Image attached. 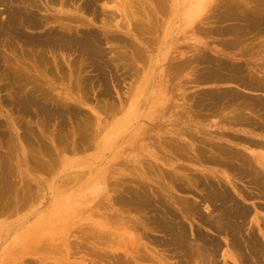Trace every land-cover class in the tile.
Returning <instances> with one entry per match:
<instances>
[{
    "label": "rangeland",
    "instance_id": "374dc122",
    "mask_svg": "<svg viewBox=\"0 0 264 264\" xmlns=\"http://www.w3.org/2000/svg\"><path fill=\"white\" fill-rule=\"evenodd\" d=\"M51 1L42 0V3L41 0H26L27 4L24 2H22L24 4H20L21 2H17V0L9 2L0 0V22L3 21L2 23H5L4 21H7V16L12 9L21 8L22 11L26 10L37 16V21L40 24L36 29L32 26L22 27V37H14L13 35L11 37L13 33L5 32L6 35L3 33L4 31L0 32V41H3L0 43V164L3 165H0V189L3 187L2 190H4H0V200H3L4 193L9 192L7 188L10 184L16 188L21 186L18 189L20 194L23 193L26 187H29L33 188V192L31 191L32 195L37 197L36 191L39 186L42 187L45 194V197L39 198L38 196L37 201L34 196L30 201H28V198L24 199L26 204L24 203L22 204L23 206L14 209L15 212L14 210L0 212V261L6 260L7 263H10V254L12 256H16L17 253L18 255L24 254L19 251L24 247L18 245L21 238H17V235L33 229V233L37 234L36 238L43 240L62 238L67 233L70 234V232L71 236L67 238L66 247L62 248L63 251H59L60 254H57L58 252L55 254L50 248H45V251L44 248L35 247L33 249H37V252L22 255L23 258L20 259L21 263L19 264H30V259L31 261L33 260L31 264H179L186 255L183 251L184 249H180L181 246L179 244H176V246L173 241L172 244L170 242L171 237L175 233L171 229L175 230L176 227L168 229V227L163 225V220H166L167 223L170 221L167 215H163L165 214L163 211L166 208L162 206L164 205L167 206L166 209L171 212L174 211L172 214L176 218L175 222L179 221L180 225L183 223V228H186L187 240L189 239L188 242L191 244L196 242L195 245L197 244V247H203L207 244V240L211 238L220 239V249L216 250L219 255L216 252L213 254L217 264H233L228 256L227 258L225 257L226 260L224 259L221 255L223 251L227 254L228 252L232 253L235 256L240 255L239 257L243 264H250V262L254 264L255 261L253 263V260L248 258L250 256L243 246H240L239 251L236 248H231L228 243L230 241L228 240L229 235L227 238L224 233L215 231V228H210L203 221L208 216H212L214 219L220 218L219 216L216 217L215 214L218 212L213 210L214 206L208 200V202L205 201V196L207 198L213 193V190L214 192L220 190L219 185L224 186L234 192L235 199L237 198V201L240 200L239 203L241 205L252 208V213L248 214L243 220L246 226L242 224L243 230L241 229V233L244 236L245 234L248 236V230H250L248 228H252L264 244V226L263 224L259 225L261 222L264 223V209L258 207V204L264 203V199H243L236 189H232L234 185H237L235 183L240 184L239 187H243V190L245 188L247 191L253 190L251 189L252 185L248 183L247 177L236 175L232 166L230 164L226 165L222 161H236L228 156L230 148L250 157L258 154L264 158L263 146H256L247 140L240 142L237 139L231 140L232 136L229 134V132H240V134L246 136L244 138H253L252 141H255L254 139L264 141V132L259 130L250 131L245 127L240 130L239 125L230 124L228 121V116L234 110L242 111L246 115L257 114L260 118L264 117V109L258 110L260 105L256 101L259 99L257 97H264V88L247 89L248 87L246 88L227 79L226 81L206 80L208 78L205 75L206 71L211 70L220 73L234 65L233 68L235 69L237 68L236 66H240V69H243L244 72L250 71L247 76L246 73L242 72V74H245L244 76L248 77L253 73V76L257 77V79L264 80V28L260 26L258 29L257 27L259 26H257L255 31L244 29V32L242 29L241 33L243 32L244 34H236L238 38L229 32H218L220 28H226L228 25L231 26V24H236V26L238 24L241 27L243 26L241 24H244V21H240L242 19L238 17V20L236 19L239 11L234 12L237 15L231 11L233 16L230 14L232 17L228 15V18L221 12L222 9H219L218 5H221V2L225 0H206L202 14L197 13L194 17L190 15L193 7L185 6L180 0H164L166 2H164L163 6L160 3L163 0L160 2L158 0H134L135 2L130 0ZM154 1H157L158 4H155ZM228 1L231 2L232 0ZM234 1L235 4L236 2L241 3L242 7L246 6L241 9L242 11L251 10L255 6L252 0ZM25 4H29L28 7ZM159 4L162 7H159ZM30 5L32 8H30ZM145 5L147 6L145 7ZM130 9L135 11H130ZM210 9L211 12L212 10L213 12L216 10V12L212 14ZM151 10H154V12ZM255 11L258 12L257 10ZM219 12L222 17L218 15ZM241 13L242 15L244 14L243 12ZM138 14H140V17ZM133 16H136V19L139 18L141 24L142 20L147 19L146 22H143V27L139 23L140 21L136 20L137 22H134L135 18ZM203 16H206V19ZM132 23H139L143 31L141 28L139 29L140 26L135 25L139 29L138 33L137 27L132 25ZM146 25L151 28L145 30L147 29L144 27ZM132 26L137 29L136 32ZM65 28L66 30H63ZM60 29H62V32ZM47 31L62 34L64 32L65 35L70 33L72 35L77 34L75 37L92 32L102 41L101 51L103 54L98 56V58L96 55L88 56L80 51L81 49L79 48L70 49L66 44L64 46L56 37H51L54 40L52 44L44 46L34 45L33 47L27 44L28 39L26 38L45 36ZM140 32L144 33H141V35ZM235 40L240 42L237 43ZM39 41L43 42V40ZM234 43L238 44L235 46L236 48H234ZM229 44L231 47H229ZM12 47L13 50L11 49ZM134 48H141L142 52L144 51L142 53L140 50L141 54L137 51L139 56H143L142 58L137 56V49L135 50ZM247 49H250V51H247ZM39 55L41 57L43 55L44 61ZM31 56L34 57L32 58ZM91 56L94 57V60ZM19 57H23L22 61ZM36 58L38 62L35 61L37 60ZM219 62L220 64L221 62H226L229 66L225 63L221 64L227 67L223 69L224 67L219 65ZM220 66L223 67L221 68L222 70L219 68ZM212 67L216 70H213ZM233 68H231L232 71L229 69L225 71V74L228 75L231 72L241 74L239 67L237 70ZM220 75L226 76L223 73ZM213 89L215 90L213 91ZM229 90L233 92L230 93L232 94L230 96L227 95ZM216 91L218 92L216 93L217 95L223 92V94H220L222 99L218 95L219 97L217 98L220 100L217 99L219 101L217 103L214 101ZM224 92H226L225 95ZM209 93H213V95ZM238 93H243L240 97H243V95L245 97H237ZM234 94H236L237 100L233 97ZM213 96L215 97L214 99L212 98ZM28 98H30V102L26 101ZM204 99L210 101H205ZM23 103L25 105L23 107L20 106ZM241 103H243V106L245 104V106L243 107ZM48 114L53 116H48ZM86 120L87 122H85ZM86 123H88L89 127L84 128V131L81 127L87 126ZM89 132L92 133L90 134ZM217 156L219 159L221 158L220 161L223 163L216 158ZM213 158L215 160L218 159L217 161L219 162L216 161L214 163ZM48 159H52L53 162L52 160L51 162L53 164ZM44 162L50 165L47 168L48 170L45 168L47 164ZM51 165H54V167H51ZM99 171L102 172V175L98 174ZM169 175L172 176L170 177ZM219 182L222 184H219ZM214 184L215 186H213ZM139 187L141 188L140 190ZM143 189L148 191L149 194ZM56 191H62L63 193L61 192V196L53 195ZM13 193L10 194L9 192L11 196L14 195ZM70 193L71 197H69ZM115 194L118 197L116 196L115 198ZM7 195L4 196V202L6 199L11 200V196L8 195L9 197L7 198ZM74 195H78V200H70L75 197ZM139 195H142L143 198L149 195L147 197L148 201L150 200V204L154 203V206H152L153 204L137 201ZM123 196L125 201L127 200L125 203ZM179 197L180 203L183 201L181 199H184L182 204L178 202L180 205L177 203V198ZM40 199L41 203H39ZM185 200H189L187 201L188 204ZM1 201L0 203L3 202ZM103 201L108 207H104L105 203ZM59 202L62 206L58 209L56 205ZM46 203L47 205H45ZM70 203H72L73 207L67 210L66 207ZM189 203L191 206L194 205L191 207L193 209L192 212V209L189 210L190 206H187L190 205ZM101 204H104L102 205L104 209L100 208ZM157 204L161 206L158 207ZM170 204L175 209H172L171 206V210ZM76 205L78 206L76 207ZM94 205L95 207H93ZM185 205L187 207L185 208L186 211L184 210ZM155 206L158 209L163 208V211L154 208ZM54 210L58 213H56L58 217L55 221H47L46 219L35 220L36 217L34 216L38 212L43 214L45 212L51 213ZM197 210L199 211L196 212ZM62 211L64 215L61 213ZM162 212L163 214H161ZM155 213L158 219L155 217ZM257 214L259 215L258 224L252 221L253 216ZM161 216H163V219ZM201 217H204V219ZM155 218L156 220H154ZM33 221L35 222L33 223ZM133 221L138 223L136 225L139 228L134 225L135 223L133 224ZM238 221H242V219H238ZM139 222L143 227L139 225ZM145 223H148L146 224L147 226ZM3 225H6L4 227L5 230L1 229ZM133 225L136 228H133ZM170 225L175 226L172 222ZM77 227L81 228L78 229ZM74 228H77L78 233ZM89 228H93V230L98 228L99 234H103V231H108L109 233L112 231V237L109 238L111 241L108 240L107 245L105 242L103 243L104 245H100L105 240H100L98 235V237H95L93 234H89L87 232V230L91 232ZM150 228L151 230H149ZM142 229L144 230L142 231ZM79 230H85L88 234L82 231L80 233ZM101 230L103 231L100 232ZM27 232H30V230ZM84 233L88 235L87 239L93 235L96 240H93L94 237L91 236L92 239L84 241L86 239L82 238L86 237ZM81 234L84 235L82 236ZM164 234H167V236ZM77 236H82L80 238L83 240ZM204 236L210 237L208 239ZM154 237H156V240L158 239L157 243L155 242L156 240L153 242ZM164 239L166 241L169 240V244L165 243L166 245H164ZM61 240L64 241L65 239ZM71 240L73 242H83L82 244L87 246H83L82 250V245L78 248L77 245L79 243L76 242V244L74 242L76 249L71 248L73 246ZM95 241L100 243L98 244ZM172 245L175 246L173 247ZM196 246L193 245V248H196ZM86 247L90 250L96 247L95 252L96 250L98 252L94 254L93 249L94 255L91 252L89 254L92 255L89 256L87 252H90V250H85ZM38 248L43 252L40 251L41 253H39ZM97 253L103 254L100 257ZM61 255L65 257H61ZM213 255L209 258H212ZM242 258L246 259L243 261ZM188 259L186 257L185 260H188L189 264H196L193 259ZM212 263H215L213 258ZM263 263L260 262V264Z\"/></svg>",
    "mask_w": 264,
    "mask_h": 264
},
{
    "label": "bare ground",
    "instance_id": "6f19581e",
    "mask_svg": "<svg viewBox=\"0 0 264 264\" xmlns=\"http://www.w3.org/2000/svg\"><path fill=\"white\" fill-rule=\"evenodd\" d=\"M6 1H13V0H6ZM15 1V0H14ZM28 1V0H27ZM33 1V0H32ZM35 1V0H34ZM39 1V0H38ZM45 1V0H44ZM48 1V0H47ZM49 1H51V0H49ZM56 1V0H55ZM59 1H61V0H59ZM82 1V0H81ZM88 1V0H87ZM90 2L92 1L93 2V0H89ZM129 1V0H128ZM130 1H134V0H130ZM161 0H158V2H160ZM168 1V0H167ZM180 1H182V3L183 4H185V6H187V7H193L192 8V12L190 13V15H191V17H194L197 13L198 14H202V11H203V9H204V7H205V4H206V0H180ZM216 1V0H215ZM228 1V0H227ZM226 0L225 1H222L221 3V5H218V7H220L219 9H222V13H224V15H226V18H228L229 16L228 15H230L232 12L231 11H233V14H235L234 12L236 11V12H238L239 11V14L237 15V13L235 14V15H237L236 16V19L238 20V18H240V19H242V20H240V21H244L243 23L244 24H241V25H243L242 27L241 26H238V24H237V26H236V24H231V26H229L228 25V27H226V28H220L219 30H218V32H221V33H225V32H229V33H231V34H233L234 36L236 35V34H238V33H240V34H242L243 32H244V29H247V30H249V31H251V30H254L255 31V28L257 27V26H259V27H257L258 29L260 28V26L262 27V28H264V0H252V1H254L253 3L255 4V8L253 9H251V10H244V11H242L241 9L243 8V7H246V6H243L242 7V5H240L238 2H236V4H235V1L234 0H232L231 2H227ZM251 1V0H250ZM2 2V1H1ZM4 2H5V0H4ZM17 2H21L20 4H24V3H26V0H17ZM17 2H16V4H17ZM22 2H24V3H22ZM41 2H42V0H41ZM52 2V1H51ZM83 2V1H82ZM135 2V1H134ZM155 2V1H154ZM153 2V3H154ZM157 2V1H156ZM155 2V4H158V2L156 3ZM164 2H166V1H164L163 0V2H160V3H162L161 5L163 6L164 5ZM218 2V1H217ZM249 2V1H248ZM28 3V2H27ZM26 3V4H27ZM30 3H32V2H30ZM29 3V4H30ZM35 3V2H34ZM40 3V2H39ZM43 3V2H42ZM41 3V4H42ZM136 3H137V1H136ZM142 3V2H141ZM149 3V2H148ZM243 3V2H242ZM1 4V3H0ZM19 4V3H18ZM25 4V5H26ZM28 4V5H29ZM36 4V3H35ZM45 4V3H44ZM49 4V3H48ZM79 4V3H78ZM128 4H129V2H128ZM132 4V3H131ZM179 4H181V3H179ZM252 4V3H251ZM250 4V5H251ZM5 5H7V3H5ZM4 5V6H5ZM28 5H26L27 7H28ZM38 5V4H37ZM73 5V4H72ZM136 5V4H135ZM139 5V4H138ZM140 5H142V4H140ZM210 5V4H209ZM214 5V4H213ZM245 5V4H244ZM249 5V4H248ZM249 5V6H250ZM95 6V5H94ZM129 6H131V5H129ZM134 6V5H133ZM147 5H145V7H146ZM149 6V5H148ZM154 6V5H153ZM162 6H160V4H159V7H162ZM252 6V5H251ZM8 7V6H7ZM38 7V6H37ZM138 8H139V6H137ZM136 7V8H137ZM141 7V6H140ZM166 7V6H165ZM216 7V6H215ZM30 8H32L31 7V5H30ZM38 8H40V7H38ZM136 8H135V10H136ZM154 8V7H153ZM212 8V7H211ZM250 8V7H249ZM45 9V8H44ZM132 9H134L133 7H132ZM132 9H130V11L132 10ZM152 9V8H151ZM160 9V8H159ZM158 9V10H159ZM213 9V8H212ZM217 9V8H216ZM135 10H132V11H135ZM138 10V9H137ZM143 10H145V9H143ZM147 10V9H146ZM150 10V9H149ZM148 10V11H149ZM157 10V11H158ZM215 10V9H214ZM241 10V11H240ZM255 10H257L258 12H256ZM78 11V10H77ZM147 11V12H148ZM152 11V10H151ZM161 11V10H160ZM207 11H208V9H207ZM206 11V12H207ZM9 12V11H8ZM82 12V11H81ZM139 12H141V11H139ZM152 12H154V10L152 11ZM159 12V11H158ZM210 12H211V9H210ZM214 12H216V10L214 11ZM214 12H213V10H212V14H214ZM218 12V11H217ZM241 12H243L244 14L242 15V13ZM83 13V12H82ZM132 13V12H131ZM136 13V12H135ZM137 13H138V11H137ZM142 14V13H141ZM151 14V13H150ZM154 15H155V13H153ZM152 14V15H153ZM206 14V13H205ZM204 14V15H205ZM208 14H210V13H208ZM218 14V13H217ZM134 15V14H133ZM211 15V14H210ZM218 15H221V17H222V14L219 12V14ZM232 15V14H231ZM230 15V16H231ZM138 16L140 17V14H138ZM137 16V17H138ZM145 16H147V15H145ZM207 16V15H206ZM206 16H203V18L205 17V19H206ZM233 16V15H232ZM231 16V17H232ZM134 17V16H133ZM136 17V16H135ZM134 17V18H135ZM154 17V16H153ZM230 17V18H231ZM235 17V16H234ZM238 17V18H237ZM2 18V17H1ZM133 18V19H134ZM142 18V17H141ZM144 18V17H143ZM202 18V19H203ZM208 18V17H207ZM220 18V17H219ZM149 19V18H148ZM223 19H225L224 17H223ZM234 19V18H233ZM235 19V20H236ZM136 20H138V21H140L139 20V18H135L134 19V22H137ZM142 20V19H141ZM146 20L147 19H144V21L146 22ZM217 20H219V19H217ZM132 21V20H131ZM143 20H142V24H143V22H144ZM150 21V20H149ZM156 21V20H155ZM154 21V22H155ZM3 22V21H2ZM2 22H0V32H3V33H9V34H11V33H13V34H11V37H12V35L15 37V36H19V37H22L21 36V33H22V27L24 28V26H26V27H34L35 29H36V27L38 28L39 26H40V24L38 23V21H37V16H35L32 12H29V11H22L21 10V8H18V9H15V10H11L10 12H9V14H8V16H7V21H4L5 23H2ZM75 22V21H74ZM239 22V21H238ZM140 24H141V21L139 22ZM134 24V23H132V25H138V26H140V24ZM150 23V22H149ZM153 23V22H152ZM43 24V23H42ZM141 24V26L143 27V25ZM61 25H62V23H61ZM60 25V26H61ZM65 25V24H64ZM154 25V24H153ZM152 25V26H153ZM44 26V25H43ZM63 26V25H62ZM132 26L133 27V29L135 28V27H137V26ZM141 26L139 27V29L141 28ZM145 28H147V29H145V30H148V28L149 27H147V25L146 26H144ZM155 27V26H154ZM67 28V27H66ZM66 28L65 29H63V30H66ZM151 28V27H150ZM149 28V29H150ZM68 29V28H67ZM137 29H138V27H137ZM136 28H135V32H136V30H137ZM139 29H138V33H139ZM153 29V28H152ZM213 29V28H212ZM211 29V30H212ZM243 29V32L241 33V30ZM58 30V29H57ZM61 30V32H62V29H60ZM141 30H142V28H141ZM154 30V29H153ZM43 31V30H42ZM68 31V30H67ZM143 31V30H142ZM214 31V30H213ZM41 32V31H40ZM145 32V31H144ZM144 32H140V34L141 33H144ZM247 32V31H246ZM246 32H245V34H246ZM5 33V34H6ZM25 33V32H24ZM78 33V32H77ZM80 33V32H79ZM146 33V32H145ZM30 34V33H29ZM45 36H37V37H32V38H26V39H28V41H27V44H29V46L30 45H32L33 47H34V45L35 46H39V45H42V46H44V45H48V44H52L53 43V39L51 38V37H56L58 40H60L62 43H63V45L65 46V44L67 45V47L68 48H79V49H81L80 51H82L83 53H85L86 55H96V57L98 58V56H101L102 54H103V52L101 51V42L102 41H100V39L98 38V36L96 35V34H94V33H92V32H89V33H86L85 35L83 34H81V36L80 37H75V35H77V34H67V35H65L64 34V32H63V34L62 33H58V32H55V33H53L52 31H47V32H45ZM131 34V33H130ZM239 34V35H240ZM244 34V33H243ZM242 34V35H243ZM7 35V34H6ZM6 35H5V37H6ZM24 35V34H23ZM31 35V34H30ZM80 35V34H79ZM142 35V34H141ZM230 35V34H229ZM8 36H10V35H8ZM238 35H236V37H237ZM241 36V35H240ZM25 37V36H24ZM31 37V36H30ZM7 39H9L8 37H6ZM144 38V37H143ZM145 38H147V37H145ZM234 38V37H233ZM238 38V37H237ZM237 38H235V39H237ZM240 38V37H239ZM108 39V38H107ZM107 39H106V41H107ZM18 40H19V38H18ZM39 40H43V42L42 41H39ZM44 40H46V41H44ZM56 40V39H55ZM109 40V39H108ZM113 40V39H112ZM145 40V39H144ZM143 40V41H144ZM2 41V40H1ZM1 41H0V43H1ZM110 41V40H109ZM114 41H115V39H114ZM113 41V42H114ZM117 41V40H116ZM147 41V40H146ZM237 43H239L237 40H235ZM3 42V41H2ZM10 42H11V40H10ZM59 42V41H58ZM57 42V43H58ZM60 42V43H61ZM108 42V41H107ZM110 42H112V41H110ZM127 42V41H126ZM132 42V41H131ZM229 42V41H228ZM227 42V43H228ZM14 44H15V42H13ZM21 43V42H20ZM61 43V44H62ZM122 43V42H121ZM226 43V44H227ZM232 43V42H231ZM10 44V43H9ZM13 44V45H14ZM18 44V43H17ZM60 44V45H61ZM235 45H234V48H236L235 46H237L238 44H236V43H234ZM19 45V44H18ZM131 45H134V44H131ZM148 45V44H147ZM230 45V44H229ZM26 46V45H25ZM53 46V45H52ZM240 46V45H239ZM11 47V46H10ZM27 47V46H26ZM26 47H23V48H26ZM229 47H231V45L229 46ZM228 47V48H229ZM246 48V47H245ZM250 48V47H249ZM12 50H13V47L11 48ZM31 49V48H30ZM29 49V50H30ZM48 49V48H47ZM55 49H57V48H55ZM135 50L137 49V48H134ZM244 49V48H243ZM11 50V51H12ZM15 50V49H14ZM16 50H17V47H16ZM33 50V49H32ZM65 50V49H64ZM141 50V48H138L137 50H136V54H137V51L139 52ZM147 50V49H146ZM232 50V49H231ZM235 50V49H234ZM22 51V50H21ZM71 51V50H70ZM245 51H246V49H245ZM247 51H250V49L248 50L247 49ZM76 52V51H75ZM140 52H142V50L140 51ZM139 52V53H140ZM144 52V51H143ZM142 52V53H143ZM46 53V52H45ZM133 54V53H132ZM141 54V53H140ZM145 54V53H144ZM135 55V54H134ZM133 55V56H134ZM143 55V54H142ZM12 56H14L13 54H12ZM18 56V55H17ZM21 56V55H20ZM38 56V55H37ZM36 56V57H37ZM40 56V55H39ZM137 56L138 57H140L139 56V54H137ZM136 56V57H137ZM24 57H26V56H24ZM32 57V56H31ZM34 57V56H33ZM32 57V58H33ZM41 57V56H40ZM39 57V58H40ZM92 57V56H91ZM130 57H131V55H130ZM135 57V56H134ZM143 56H141V58H142ZM145 57V56H144ZM6 58V57H5ZM4 58V59H5ZM20 58V57H19ZM23 58V57H22ZM22 58H20V60L22 59ZM43 58V55H42V57H41V59ZM93 58V60H94V57H92ZM97 58H95V59H97ZM205 58V57H204ZM35 59V58H34ZM37 59V58H36ZM136 59V58H135ZM140 59V58H139ZM138 59V60H139ZM144 59V58H143ZM40 60V59H39ZM131 60H133L132 58H131ZM145 60V59H144ZM22 61V60H21ZM36 62H38V59L37 60H35ZM42 61H44V58L42 59ZM220 61V60H219ZM34 62V61H33ZM225 64H226V62H224ZM223 62H221V64H224ZM16 64V63H15ZM18 64V63H17ZM110 64V63H109ZM148 64H150V63H148ZM184 64V63H183ZM187 64V63H186ZM220 64V62H219V65H221ZM189 65V64H188ZM226 65H228V64H226ZM177 66V65H176ZM180 66V65H179ZM221 66H223V65H221ZM219 67L220 69L221 68H223V67ZM229 66V65H228ZM234 66V65H233ZM233 66L231 67V68H233ZM10 67V66H9ZM110 67H111V65H110ZM149 67V66H148ZM226 67V66H225ZM223 68V69H226V68ZM238 69H240V66H236ZM138 68V67H137ZM213 68V67H212ZM231 68L229 69V68H227V70H225V71H228V69L229 70H231ZM237 68L235 69V68H233V69H235V70H237ZM243 68V67H242ZM139 69V68H138ZM178 69V68H177ZM210 70V69H209ZM213 70H216V69H214L213 68ZM217 70H219L218 68H217ZM222 70V69H221ZM241 70V74H236V73H233V72H231V73H228V75L227 74H225V71L224 72H220V73H218V71L217 72H215V71H206V75H205V77H207L208 79H206V80H209V79H214V80H225L226 81V79L227 80H232V81H234V82H236V83H239V85H242V86H244V87H248L247 89H249V88H254V89H262V88H264V80H260V79H257V77H255V76H253L254 74L252 73L250 76H248V77H246L247 76V74H250V71L249 72H244V70L243 69H240ZM247 70V69H246ZM21 71V70H20ZM128 71V70H127ZM136 71V70H135ZM139 71V70H138ZM205 71V70H204ZM232 71V70H231ZM256 71V70H255ZM16 72V71H15ZM140 72H141V70H140ZM242 72H244V73H246V76H244L245 74H242ZM7 73H9V72H7ZM14 73V72H13ZM136 73V72H135ZM204 73V72H203ZM215 73V74H214ZM218 75H217V74ZM224 74V75H226V76H221L220 74ZM11 75V74H10ZM14 75H16V74H14ZM164 75V74H163ZM200 75V74H199ZM131 76V75H130ZM13 77H15V76H13ZM29 77V76H28ZM164 78H166L165 76H164ZM202 78V77H201ZM201 78H199V79H201ZM24 79V78H23ZM197 79V78H196ZM204 79V78H203ZM202 79V80H203ZM262 79V78H261ZM22 80V79H21ZM26 80H28V79H26ZM34 80V79H33ZM32 82V81H31ZM38 82V81H37ZM40 82V81H39ZM88 82V81H87ZM208 82V81H207ZM211 82V81H210ZM22 83H24L23 81H22ZM27 83V82H26ZM216 83V82H215ZM37 84V83H36ZM35 84V85H36ZM164 84H165V82H164ZM27 85V84H26ZM38 85V84H37ZM43 85V84H42ZM165 86V85H164ZM241 86V87H242ZM86 87V86H85ZM40 88H41V86H40ZM102 88V87H101ZM25 89V88H24ZM29 89V88H28ZM83 89V88H82ZM222 89V88H221ZM32 90H34V89H32ZM36 90V89H35ZM215 89H213V91H214ZM233 90H236V89H233ZM253 90V89H252ZM38 91V90H37ZM48 91V90H47ZM207 91V90H206ZM211 91H212V89H211ZM227 91V90H226ZM238 91V90H237ZM237 91H235V92H237ZM261 91H263V90H261ZM27 92V91H26ZM42 92V91H41ZM220 92V91H219ZM264 92V91H263ZM49 93V92H48ZM206 93V92H205ZM208 93V92H207ZM214 93V92H213ZM213 93L211 94V93H209V94H211V95H213ZM216 93H218L217 91L215 92V97L213 96L212 98L214 99V101H216L215 103H217V102H219L218 100H220V99H218L217 97H219L218 95H220V94H223V92H220V94H216ZM225 93L226 92H224V95H225ZM230 93H233V92H231L230 90H229V94H227V95H232V94H230ZM25 94V93H24ZM23 94V95H24ZM41 94V93H40ZM102 94V93H101ZM243 94V93H242ZM242 94L240 93H238V96L237 97H240V96H242ZM245 94V93H244ZM28 95V94H27ZM26 95V96H27ZM44 95V94H43ZM211 95H210V97H211ZM217 95V96H216ZM236 94H234L233 95V97H235V99L237 98L236 96H235ZM262 95V94H261ZM22 96V95H21ZM39 96V95H38ZM45 96H46V94H45ZM51 96V95H50ZM29 97V96H28ZM48 97V96H47ZM207 97V96H206ZM205 97V98H206ZM224 97V96H223ZM226 97V96H225ZM243 97H245L244 95H243ZM243 97H240V98H243ZM248 97H250V96H248ZM25 98V97H24ZM33 98H35V97H33ZM38 98V97H37ZM49 98V97H48ZM220 98L222 99V97H221V95H220ZM240 98H239V100H240ZM253 98V97H252ZM257 98H259L258 100H256V99H254V100H256L257 101V103L260 105V107L258 108V110L259 109H264V97L263 96H259V97H257ZM22 99V98H21ZM45 99V98H44ZM44 99H42L43 101H45ZM68 99V98H67ZM218 99V100H217ZM225 99V98H224ZM28 100V102H30V98H28V99H26V101ZM52 100V99H51ZM58 100V99H57ZM106 100V99H105ZM104 100V101H105ZM110 100V99H109ZM196 100H198V99H196ZM205 100V99H204ZM207 100V99H206ZM205 100V101H206ZM233 100H234V98H233ZM237 100V99H236ZM246 100V99H245ZM253 100V99H252ZM24 101V100H23ZM39 101V100H38ZM47 101V100H46ZM102 101V100H101ZM200 101V100H199ZM207 101H210V100H207ZM226 101V100H225ZM229 101H230V98H229ZM229 101H228V103H229ZM232 101V100H231ZM241 101H243V100H241ZM16 102V101H15ZM25 102V101H24ZM36 102V101H35ZM41 102V101H40ZM109 102V101H108ZM107 102V103H108ZM213 102V101H212ZM238 102V101H237ZM236 102V103H237ZM245 102V101H244ZM247 102V101H246ZM254 102V101H253ZM26 104H28L27 102H25ZM32 103V102H31ZM42 103V102H41ZM104 103V102H103ZM106 103V102H105ZM210 103V102H209ZM233 103V102H232ZM114 104V103H113ZM198 104V103H197ZM211 104H213V103H211ZM240 104V103H239ZM242 104V106H243V103H241ZM25 104L23 103V104H21L20 106H24ZM48 105V104H47ZM102 105V104H101ZM63 106V105H62ZM204 106V105H203ZM206 106V105H205ZM217 106V105H216ZM244 106H245V104H244ZM243 106V107H244ZM250 106V105H249ZM255 106V105H254ZM236 107V106H235ZM243 107H241V108H243ZM54 108V107H53ZM113 108V107H112ZM115 108H117L116 106H115ZM209 108V107H208ZM225 108V107H224ZM246 108V107H245ZM49 109V108H48ZM66 109H68V108H66ZM98 109V108H97ZM104 109V108H103ZM250 109V108H249ZM100 110V109H99ZM255 110H256V108H255ZM42 111V110H41ZM49 111V110H48ZM47 111V112H48ZM64 111V110H63ZM71 111V110H70ZM103 111V110H102ZM46 112V113H47ZM72 112V111H71ZM69 113V112H68ZM52 114H54V113H52ZM71 114V113H70ZM200 114V113H199ZM45 115V114H44ZM49 115H51V114H48V116ZM106 115H107V113H106ZM51 116H53V115H51ZM50 116V117H51ZM55 116V115H54ZM59 116V115H58ZM263 116V115H262ZM62 117V116H61ZM84 117V116H83ZM229 117V119H228V121H229V123L230 124H233V125H239L238 127H239V129L240 130H242V128L243 127H245V128H247L248 130H250V131H257V130H259L260 132H264V117H259L257 114H253V115H246V113H244V112H242V111H238V110H234L232 113H231V115H229L228 116ZM227 118V117H226ZM62 120V119H61ZM89 121V120H88ZM64 122V121H63ZM82 122H83V119H82ZM85 122H87V120L85 121ZM225 122V121H224ZM66 123V122H65ZM81 123V122H80ZM90 123V122H89ZM85 124V123H84ZM84 124H83V126H84ZM88 123H86V125H87ZM81 125V124H80ZM91 125V124H90ZM86 127H89V125H87V126H85V127H81V128H83V130H84V128H86ZM92 128V127H91ZM87 130V132H88V128L86 129ZM79 131H81V130H79ZM85 131V130H84ZM92 131V130H91ZM248 132V131H247ZM90 134L92 133V132H89ZM65 134V133H64ZM77 134V133H76ZM229 134H230V136H232V138H231V140L233 139V140H238L239 142L240 141H242V140H247V141H250V142H252V144H254V145H256V146H263L264 147V141H261V139H254L255 141H252V139L253 138H244V137H246L245 135H242V134H240V132H238V133H231V132H229ZM262 134V133H261ZM260 134V135H261ZM256 135V134H255ZM247 136H251V135H247ZM250 139V140H249ZM24 140V139H23ZM237 141V142H238ZM26 142V141H25ZM31 142V141H30ZM27 143H29V142H27ZM43 143V142H42ZM80 143V142H79ZM84 143V142H83ZM82 144V143H81ZM79 145V144H78ZM39 146V145H38ZM80 146V145H79ZM177 146V145H176ZM224 146V145H223ZM40 147H41V145H40ZM221 147V146H220ZM73 148V147H72ZM175 148V147H174ZM173 148V149H174ZM219 148V147H218ZM37 149V148H36ZM42 149V148H41ZM75 149V148H74ZM221 149H222V147H221ZM45 150H47V149H45ZM39 151V150H38ZM218 151H220V150H218ZM34 152H36V151H34ZM44 153V152H43ZM174 153H175V151H174ZM228 156L230 157V159L232 158V160H236V161H229V160H227V162L225 161V160H222L223 162H224V164H230V166H232V168H233V170L236 172V175L237 174H239V175H241L242 177H247L248 178V180L247 181H249L248 183H250L252 186H251V189H253V190H249V191H247V189L245 190V188H244V190H243V187L242 188H240L239 187V185L240 184H238V183H235V184H237L236 186L234 185V187L232 188V189H236L237 190V193L243 198V199H251V198H260V199H264V158H263V156H261V155H254V157H250V156H248V155H244V153H241V152H239L238 150H233V148L231 149L230 148V150L228 151ZM58 154H59V152H58ZM40 155V154H39ZM45 158V157H44ZM48 158V157H47ZM209 158V157H208ZM216 158H218L219 159V157L217 156ZM33 159H35V158H33ZM217 159V160H218ZM221 159V158H220ZM220 159H219V161H220ZM223 159H225V158H223ZM5 160V159H4ZM4 160H2V161H4ZM44 160V159H43ZM42 160V161H43ZM48 160H50V159H48ZM52 160V159H51ZM51 160H50V162H51ZM215 159L213 158V162L215 163L217 160H215ZM1 161V162H2ZM33 161H36V160H33ZM41 161V162H42ZM45 161V160H44ZM219 161H217V162H219ZM222 161H220V162H222ZM48 162V161H47ZM52 162H53V160H52ZM51 162V164H53ZM222 162V163H223ZM7 163V162H6ZM9 163V162H8ZM36 163V162H35ZM40 163V162H39ZM38 163V164H39ZM45 164H47L46 162H44ZM43 163V164H44ZM219 164V163H218ZM0 165H2V164H0ZM5 165V164H4ZM10 165V164H9ZM3 166V165H2ZM1 166V167H2ZM39 166V165H38ZM37 166V167H38ZM46 167V169L47 168H49V166L50 165H45ZM48 166V167H47ZM10 167H12V166H10ZM41 167V166H40ZM43 167V166H42ZM51 167H54V165L52 166L51 165ZM9 168V167H8ZM7 168V169H8ZM13 168V167H12ZM33 168V167H32ZM36 168V167H35ZM44 168V167H43ZM14 169V168H13ZM38 169V168H37ZM52 169V168H51ZM31 170V169H30ZM48 170V169H47ZM50 170V169H49ZM7 171H9V170H7ZM10 171H12L11 169H10ZM15 171V170H14ZM36 171V170H35ZM39 171V170H38ZM41 171V170H40ZM46 171V170H45ZM96 171V170H95ZM101 171H99L98 172V174L99 175H102V172L100 173ZM26 173V172H25ZM9 174V173H8ZM26 175V174H25ZM94 175V174H93ZM11 176V175H10ZM9 176V177H10ZM82 176V175H81ZM170 176V175H169ZM172 176V175H171ZM170 176V177H171ZM95 177V176H94ZM177 177V176H176ZM5 178V177H4ZM7 178H8V176H7ZM6 178V179H7ZM11 178H13V177H11ZM10 178V179H11ZM107 178V177H106ZM178 178V177H177ZM206 178V177H205ZM18 179H19V177H18ZM24 179V178H23ZM91 179V178H90ZM27 180V179H26ZM179 180H181V179H179ZM201 180V179H200ZM219 181H222L221 179H218ZM7 182H8V180H6ZM30 181V180H29ZM28 181V182H29ZM106 181H108V180H106ZM234 181H236V180H234ZM233 181V182H234ZM238 181H240V180H238ZM224 182V181H223ZM33 183V182H32ZM209 183V182H208ZM1 184V183H0ZM10 184V183H9ZM210 184V183H209ZM208 184V185H209ZM215 184H217V183H215ZM215 184L213 185V186H215ZM219 184H222V183H220L219 182ZM109 185V184H108ZM107 185V186H108ZM175 185V184H174ZM173 185V186H174ZM205 185V184H204ZM212 185V184H211ZM31 186V185H30ZM33 186V185H32ZM39 186V185H38ZM111 186V185H110ZM188 186V185H187ZM186 186V187H187ZM198 186V185H197ZM238 186V187H237ZM21 187V186H20ZM19 187V188H20ZM201 187V186H200ZM206 187V186H205ZM219 187V189L220 190H217V192L215 191L214 192V190H213V193L209 196V197H207L206 198V196H205V201H209L210 202V204H212L213 206H214V208H213V210H215V211H217L218 213H216L215 215H216V217L217 216H219L220 218H217V219H214V218H212V216H208L207 218H205L204 219V217H201V218H203L204 219V224H206V225H208L210 228L212 227V228H215L216 230L215 231H217V232H222V233H224L225 235H226V237L229 235L230 237H229V239L228 240H230V241H228V243H229V245H230V247L232 248H236V250L237 251H239V248H241L240 246H243L244 248H245V250H247V252H248V254H249V256L250 257H248L249 259H251V260H253V263H254V261H255V263H258V264H260V262H264V244L262 243V241H261V238L259 237V235H256L255 233H254V231H253V229L252 228H248V229H250V230H248V236H246V234H245V236L241 233V229H242V224H244L245 225V223H244V221L243 220H245V218L248 216V214H250V213H252V208L250 209V208H248L247 206H243V205H241L240 203H239V201L240 200H236L235 199V195L233 194L234 192H231L230 190H228L227 188H225L224 186H221V185H219L218 186ZM244 187H246V186H244ZM249 187V186H248ZM1 188V187H0ZM19 188H16V187H14L12 184H10L9 186H8V188H7V190L10 192V194H12V192H14L13 194L14 195H12L13 196V198H12V196L9 194V192H7L8 193V195H10L11 196V200H7L6 199V201L4 202L3 200H4V196L5 195H7V193H4L3 194V202L2 203H0V212H5L6 210L9 212V211H11V210H14V209H16L17 207L19 208V207H21V206H23L22 204H24L25 202H24V199H26V198H28V201H30L32 198H33V196L34 195H32V193H31V191H32V189L33 188H29V187H26L24 190H23V193L22 194H20V193H18V189ZM24 188V187H23ZM36 188V187H35ZM98 188V187H97ZM202 188V187H201ZM210 188V187H209ZM247 188V187H246ZM2 189H3V187H2ZM2 189H0V190H2ZM5 190H6V188H4ZM141 188L139 187V190H140ZM191 189V188H190ZM213 189V188H212ZM6 190V191H7ZM22 190V189H21ZM35 190V189H34ZM37 190V189H36ZM143 190H145V189H143ZM2 191H4V190H2ZM5 191V192H6ZM131 191V190H130ZM142 191V190H141ZM146 191V190H145ZM200 191V190H199ZM33 192V191H32ZM62 191H56L55 193H53V195H56V196H61V194L63 193H61ZM126 192V191H125ZM148 194H149V192L148 191H146ZM0 193H1V191H0ZM3 193V192H2ZM36 193H37V197L39 196V198L40 197H45V194L43 193V189H42V187L41 186H39L38 187V190L36 191ZM121 193V192H120ZM130 193H132V192H130ZM1 195V194H0ZM7 195V198L9 197ZM53 195H51V196H53ZM75 197L74 198H72V199H70V200H73V201H75V200H78V195H74ZM112 196H114V195H112ZM116 194H115V198H116ZM149 196V195H148ZM148 196H146V197H144L143 198V196L142 195H139V199L137 200V201H141L142 203H145V204H150V200L148 201ZM35 197V196H34ZM37 197H35V200L37 201ZM69 197H71V193L69 194ZM118 197V196H117ZM38 198V199H39ZM127 198V197H126ZM150 198V197H149ZM183 198H185V197H183ZM110 199H111V196H110ZM123 199H124V196H123ZM178 199H180V197L179 198H177V203L179 202L180 203V200H178ZM106 200V199H105ZM121 200H122V197H121ZM131 200V199H130ZM176 200V199H175ZM184 201V199H181V201ZM189 200H190V198H189ZM189 200H187V201H189ZM127 201V200H126ZM125 201V199H124V203L126 202ZM134 201H136V200H134ZM166 201V200H165ZM182 201V202H183ZM186 201V200H185ZM187 201H186V203H187ZM207 201V202H208ZM97 202V201H96ZM104 202V201H103ZM123 202V201H122ZM162 202V201H161ZM168 202V201H167ZM182 202L180 203V204H182ZM12 204V205H10V204ZM28 203V202H27ZM30 203V202H29ZM33 203V202H32ZM34 203H35V201H34ZM39 203H41V199H40V201H39ZM105 203V202H104ZM140 203V202H139ZM164 203V202H163ZM166 203V202H165ZM178 203V204H179ZM193 203V202H192ZM195 203H196V201H195ZM204 203V202H203ZM9 204V205H8ZM26 204V203H25ZM37 204V203H36ZM35 204V205H36ZM53 204V203H52ZM98 204V203H97ZM97 204H96V206H97ZM151 204H153L152 206H154V203H151ZM150 204V205H151ZM159 204V203H158ZM157 204V205H158ZM160 204H162V203H160ZM166 204H169V203H166ZM179 204V205H180ZM185 204V203H184ZM188 204V203H187ZM186 204V205H187ZM190 204V203H189ZM207 204H209V203H207ZM44 205V204H43ZM45 205H47V203L45 204ZM79 205V204H78ZM78 205H76V207L78 206ZM100 205V204H99ZM98 205V206H99ZM102 205H104V204H101V209H104V208H102ZM142 205V204H141ZM144 205V204H143ZM149 205V206H150ZM186 205L184 206V210H185V208H187L186 207ZM195 205H197V204H195ZM247 205V204H246ZM36 206H38V205H36ZM54 206V205H53ZM57 206V208L59 209V207L60 206H62V204H60V202L56 205ZM146 206H148V205H146ZM159 206H161V205H158V207ZM163 207H166L167 208V206H164V205H162ZM171 206H172V209H175L174 207H173V205L172 204H170V209H171ZM182 207H183V205H181ZM187 206H190L188 209L189 210H191L192 208V206H194V205H192L191 206V204L190 205H187ZM211 206V205H210ZM250 206V205H249ZM71 207H73L72 206V203H70L67 207H66V209L67 210H69V209H71ZM93 207H95V205L93 206ZM104 207H108L107 205H106V203H105V205H104ZM169 207V206H168ZM208 207V206H207ZM258 207H260L261 209H264V203L263 204H258ZM5 208V209H4ZM7 208V209H6ZM17 208V209H18ZM42 208H46V207H42ZM98 208V207H97ZM138 208V207H137ZM154 208H157V206H155ZM154 208H153V210H154ZM161 208V207H160ZM165 208V210L163 211L162 209H158V210H162L165 214H163V212L161 213V214H163L164 216H166L167 215V218L170 220V221H168V223H167V221L166 220H163L162 222H163V225L164 226H166V227H168V229H171V228H174V227H176V229L174 230V229H171V231L173 230V232H175L174 233V235L173 234H171V235H173V237H171V235H170V237L172 238L171 239V244H172V241H173V244H179L181 247H180V249L181 248H183L184 250V253H185V255H186V257H187V259L188 258H190V259H193V261L196 263V264H211V262H212V258L214 259V262L216 263V261H215V256L213 255V254H215L214 252H216L217 253V251L216 250H218V248L220 247V243H219V241H220V239H218V240H215V239H213V238H211L210 240H207V246L205 245V246H199V247H197L196 245H195V243H194V241H193V243L194 244H191L190 242H188V240H187V236H186V232H185V230H186V228H183L184 227V225H183V223H182V225H180L179 224V221H176L175 222V220H176V218H175V216H174V214H172V213H174V211L173 212H171L170 210H168V209H166ZM194 208V207H193ZM197 208V207H196ZM4 209V210H3ZM41 209V208H40ZM39 209V210H40ZM47 209V208H46ZM49 209V208H48ZM100 209V210H101ZM152 209V208H151ZM171 209V210H172ZM187 209V210H188ZM198 209V208H197ZM211 209H212V207H211ZM182 210V209H181ZM196 210V209H195ZM200 210V209H199ZM199 210H197L196 212H198ZM206 210H207V208H206ZM38 211V210H37ZM96 211V210H95ZM94 211V212H95ZM152 211V210H151ZM157 211V210H156ZM176 211V210H175ZM186 211V210H185ZM193 211V209L191 210V212ZM201 211V210H200ZM14 212H15V210H14ZM40 212H41V210H40ZM67 212V211H66ZM159 212V211H158ZM161 212V211H160ZM176 212H178V211H176ZM190 212V211H189ZM190 212V213H191ZM42 213V212H41ZM41 213H37V215L36 216H34V217H36L35 218V220L36 219H41V220H43V219H46L47 221H49V220H53V221H55L56 220V218L58 217V216H56L58 213H57V211L56 210H54V211H52L51 213L50 212H45V213H43V214H41ZM57 213V214H56ZM60 213V212H59ZM62 214H63V211L61 212ZM60 213V214H61ZM182 213V212H181ZM189 213V214H190ZM209 213H210V209H209ZM114 214V213H113ZM113 214H111V215H113ZM218 214V215H217ZM64 215V214H63ZM156 213H155V217H156ZM176 215H178V214H176ZM198 215V214H197ZM253 215H255V214H253ZM61 216V215H60ZM93 216H94V214H93ZM160 216V215H159ZM158 216V217H159ZM179 216V215H178ZM187 216V215H186ZM194 216V215H193ZM196 216V215H195ZM258 214L256 215V216H253V219H252V221L253 222H255V223H259V219H258ZM157 218V217H156ZM156 218L154 219V220H156ZM161 218L163 219V216H161ZM180 218H181V216H180ZM180 218H178V219H180ZM201 218H199V219H201ZM25 219V218H24ZM29 219V218H28ZM27 219V220H28ZM113 219V218H112ZM158 219V218H157ZM202 219V220H203ZM238 219H242V221H243V223H242V221H238ZM117 220V219H116ZM181 220V219H180ZM247 220V219H246ZM47 221H45V223H47ZM109 221V220H108ZM110 221H112V220H110ZM115 221V220H114ZM119 221V220H118ZM161 221V220H160ZM197 221V220H196ZM35 221H33V223H34ZM63 222V221H62ZM79 222V221H78ZM132 222V221H131ZM171 222H172V224H174L175 226H171L170 224H171ZM238 222H240V223H238ZM70 223V222H69ZM77 223V222H76ZM135 223V221H133V224ZM157 223V222H156ZM159 223V222H158ZM202 223V222H201ZM247 223V222H246ZM88 224V223H87ZM111 224V223H110ZM138 225V223H135L134 225ZM144 224V223H143ZM146 224H148V223H145V225ZM152 224H154V223H152ZM159 224H161V223H159ZM186 224V223H185ZM203 224V225H204ZM263 224V226H264V223L263 222H261L259 225H262ZM28 225H30V224H28ZM46 225V224H45ZM133 225V228H136L137 227V225H136V227ZM139 225L140 226H142L141 224H140V222H139ZM162 225V224H161ZM169 225V226H168ZM6 225H3L2 227H1V229H4V227H5ZM16 226V225H15ZM14 226V228L16 229V227ZM147 226V225H146ZM156 226V225H155ZM186 226V225H185ZM246 226V225H245ZM143 227V226H142ZM195 227V226H194ZM32 228H34V227H32ZM78 229L79 228H81V227H77ZM77 228L75 229V230H77ZM83 228V227H82ZM137 228H139V227H137ZM158 228H159V226H158ZM157 228V229H158ZM13 229V228H12ZM70 229V228H69ZM73 229V230H74ZM108 229V228H107ZM168 229H166V230H168ZM5 230V229H4ZM30 230V232H27V231H29ZM29 230H27L26 232H23V233H20L19 235H17V238H21V241H19V244L18 245H21L20 247H24L23 249H21V250H19V251H21L22 253H24V254H21V255H18V253H17V255L16 256H12L11 254H10V258H11V262L10 263H7L6 262V260H2V261H0V264H19V263H21V261H20V259L21 258H23V256L22 255H26V254H31L32 252H37V249H33V248H37V247H40V248H44V250H45V248H50L51 250H52V252H54L55 254L57 253V254H60L59 253V251H61L62 250V248L65 246L66 247V245H65V243H66V240H67V238H69L71 235V232H70V234H66V235H64L62 238H52V239H41V238H36L37 237V234H34L33 233V229L31 230V229H29ZM89 230H91V232H89L88 230H87V232L89 233V234H93L95 237H100L99 239L101 240V239H103V240H105V241H101L102 243H100V245H102L104 242H105V244L108 242V240H109V238H111L112 237V235H111V233H112V231H111V233H109L108 231H103V230H101L100 232H104L103 234L101 233V234H99L98 232H99V230H98V228L96 229V230H93V228L92 229H90L89 228ZM109 230V229H108ZM144 229H142V231H143ZM149 230H151V228L149 229ZM178 230V231H177ZM243 230V229H242ZM80 231V230H79ZM82 231V230H81ZM80 231V233H82V232H86L85 230H83L82 232ZM141 231V232H142ZM170 231V232H171ZM187 231H188V229H187ZM203 231V230H202ZM214 231V230H213ZM74 232V231H73ZM76 232V231H75ZM86 232V233H87ZM146 232V231H145ZM144 232V233H145ZM216 232V233H217ZM77 233H78V230H77ZM76 233V234H77ZM87 233V234H88ZM166 233V232H165ZM196 233H198V232H196ZM202 233V232H201ZM207 233V232H206ZM85 234V233H84ZM83 234V235H84ZM168 234V233H167ZM167 234H164V235H166L167 236ZM82 235V234H81ZM82 235V236H83ZM86 235V234H85ZM93 235H91L92 237H94ZM98 235V236H97ZM147 235V234H146ZM168 235V236H169ZM189 235V234H188ZM205 235V234H204ZM224 235V236H225ZM82 236H80V237H82ZM87 236L88 235H86V237H82L83 239H87ZM90 236V235H89ZM90 236V238L92 239V237ZM150 236H151V234H150ZM163 236V235H162ZM161 236V237H162ZM175 236V237H174ZM200 236H203V235H200ZM0 237H1V234H0ZM78 238H80L79 236H77ZM94 237V239L93 240H96V238ZM147 237V236H146ZM165 237V236H164ZM204 237H207V236H204ZM209 237L210 236H208L207 238L209 239ZM219 237V236H218ZM65 239L64 241H62L61 239ZM82 238H80L81 240H83ZM89 238V239H90ZM156 237H154L153 238V242H154V240H156L155 239ZM158 238H160V237H158ZM166 238V237H165ZM189 238V237H188ZM194 238V237H193ZM196 238V237H195ZM223 238V237H222ZM221 238V239H222ZM228 238V237H227ZM226 238V239H227ZM84 240V241H88L89 239H87V240ZM197 239V238H196ZM200 239V238H199ZM203 239V238H202ZM16 240V239H15ZM60 240H61V242H60ZM158 240V239H157ZM157 240L155 241L156 243H157ZM161 240V239H160ZM165 241H163V243H164V245H166L165 243H167V244H169V240L168 241H166V239H164ZM187 240V241H186ZM223 240V239H222ZM72 242H73V240H71ZM109 241H111V240H109ZM175 241H177L176 243H175ZM195 241H197V240H195ZM199 241V240H198ZM75 243L77 242V241H74ZM73 242V246H71V248H75L76 249V245H75V247H74V243ZM95 242H97L98 243V241H95ZM152 242V241H151ZM206 242V241H205ZM225 242V241H224ZM70 243V242H69ZM77 243H79V242H77ZM76 243V244H77ZM83 242H81V243H79L77 246H78V248H79V246H81L82 245V247H81V249L82 248H84L85 246H87L86 244H85V246H84V244H82ZM98 243V244H99ZM159 243V242H158ZM161 243V242H160ZM222 243V242H221ZM70 244H72V243H70ZM90 244V243H89ZM223 244V243H222ZM91 245H93V244H91ZM104 245V244H103ZM107 245V244H106ZM175 245H172L173 247L175 246ZM193 245L194 246H196V248H193ZM200 245V244H199ZM84 246V247H83ZM94 246V245H93ZM92 246V247H93ZM170 246V245H169ZM177 246V245H176ZM222 246V245H221ZM18 247V246H17ZM172 247V248H173ZM242 247V248H243ZM40 248H38V250L40 249ZM89 248H90V246H89ZM88 247H86L85 248V250H87V251H89L90 249H89ZM95 248L96 247H94V248H92V250L94 249V252H95ZM98 248V247H97ZM177 248V247H176ZM176 248H174V249H176ZM179 248V247H178ZM29 249V250H28ZM89 249V250H88ZM100 249V248H99ZM103 249V248H102ZM220 249V248H219ZM65 250V249H64ZM83 250V249H82ZM92 250H90V252H87L88 253V255L90 256V255H92L94 252H92ZM170 250V249H169ZM235 250V249H234ZM18 251V252H19ZM40 251H42V250H39V253H41ZM46 251V250H45ZM63 251V250H62ZM175 251V250H174ZM178 251V250H177ZM179 251H181V250H179ZM183 251H182V253H183ZM227 251V250H226ZM241 251V250H240ZM243 251V250H242ZM43 252V251H42ZM78 252V251H77ZM80 252V251H79ZM92 252V254H89V253H91ZM96 252H98L97 250H96ZM96 252L94 253V254H96ZM101 252V251H100ZM103 252V251H102ZM170 252V251H169ZM244 252V251H243ZM73 253V252H72ZM85 253V252H84ZM87 253H86V255H87ZM103 253H105V252H103ZM103 253H101V255L103 254ZM170 253H172V252H170ZM177 253H179V252H177ZM246 253V252H245ZM37 254V253H36ZM70 254V253H69ZM77 254V253H76ZM93 254V255H94ZM181 254V253H180ZM218 254V253H217ZM35 255V254H34ZM66 255V254H65ZM97 255H100V253H97ZM101 255H100V257H101ZM185 255H184V257H185ZM213 255V257L212 258H209L210 256H212ZM219 255V254H218ZM221 255L224 257V259L226 260V258H227V256L232 260V262H233V264H243V263H241V259H240V255H238V256H235L234 254H232V253H229L228 252V254L226 253V252H221ZM62 256H64V255H61V257ZM96 256V255H95ZM106 256V255H105ZM136 256H138V255H136ZM19 257V258H18ZM65 257V256H64ZM93 257V256H92ZM103 257V256H102ZM140 257V256H139ZM139 257H133V258H139ZM169 257V256H168ZM174 257V256H173ZM179 257H180V255H179ZM181 257H182V255H181ZM186 257L184 258V260L186 259ZM217 257H219V256H217ZM226 257V258H225ZM41 258V257H40ZM169 258H171V257H169ZM1 259V258H0ZM30 259V258H29ZM174 259V258H173ZM182 259V258H181ZM219 259V258H218ZM240 259V260H239ZM244 259H246V258H242V260L244 261ZM35 260V259H34ZM86 260V259H85ZM183 259L181 260V262L183 261V263H185V261H187L188 262V260H185L184 261ZM217 260V259H216ZM220 260V259H219ZM30 261V264H31V262L33 263V260L31 261V259L29 260ZM42 261H43V259H42ZM179 261V260H178ZM23 262V261H22ZM36 262V261H35ZM180 262V263H181ZM186 262V263H187ZM179 263V264H180ZM183 263H181V264H183ZM185 263V264H186ZM215 263H212V264H215ZM254 263V264H255ZM94 264V263H93ZM178 264V263H177ZM187 264H189V262L187 263ZM217 264V263H216ZM250 264H251V262H250ZM264 264V263H263Z\"/></svg>",
    "mask_w": 264,
    "mask_h": 264
}]
</instances>
